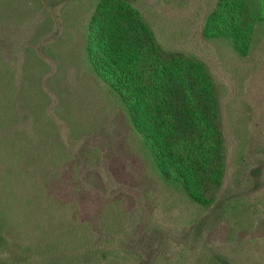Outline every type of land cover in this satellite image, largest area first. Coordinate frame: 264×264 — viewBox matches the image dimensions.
I'll return each instance as SVG.
<instances>
[{
	"label": "rangeland",
	"instance_id": "374dc122",
	"mask_svg": "<svg viewBox=\"0 0 264 264\" xmlns=\"http://www.w3.org/2000/svg\"><path fill=\"white\" fill-rule=\"evenodd\" d=\"M6 1L0 53L16 73L19 116L0 125V200L12 225L0 264L21 256L15 243L46 238L36 224L50 228L49 204L74 213L70 224L96 225L99 242L138 253L135 263L264 264V37L241 57L203 36L217 0H131L166 50L198 55L219 85L227 175L205 212L159 179L122 104L91 70L86 27L97 0ZM32 79L38 97L26 88ZM228 199L248 213L235 217ZM109 218L120 225L112 234Z\"/></svg>",
	"mask_w": 264,
	"mask_h": 264
},
{
	"label": "trees",
	"instance_id": "16d2710c",
	"mask_svg": "<svg viewBox=\"0 0 264 264\" xmlns=\"http://www.w3.org/2000/svg\"><path fill=\"white\" fill-rule=\"evenodd\" d=\"M5 1L0 0V8ZM95 3L85 40L91 70L122 104L159 179L210 211L217 205L228 165L220 88L212 71L198 55L166 50L131 0ZM203 36L208 41L226 42L241 57L249 55L264 37V0H217L206 16ZM36 86L32 79L26 88L38 97ZM18 91L15 70L0 53V125L18 118ZM17 135L12 136L14 143ZM54 151L65 154L60 145ZM42 190L36 203H40ZM228 200L225 204L235 217L242 219L248 213L241 201ZM59 209L56 214L50 204L41 207L50 228L37 222L36 230L43 231L46 238L15 243L16 254L21 256L8 264H34L37 258L40 264H141L134 262L138 253L120 249L110 239L99 242L96 225L70 224L74 213ZM10 226L9 209L0 200V251L10 245ZM104 226L108 234L120 227L110 218Z\"/></svg>",
	"mask_w": 264,
	"mask_h": 264
}]
</instances>
